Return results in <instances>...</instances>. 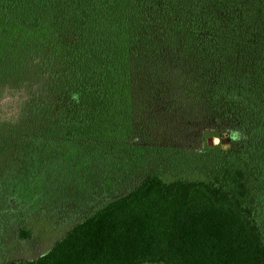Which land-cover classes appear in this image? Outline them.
<instances>
[{
	"label": "trees",
	"instance_id": "1",
	"mask_svg": "<svg viewBox=\"0 0 264 264\" xmlns=\"http://www.w3.org/2000/svg\"><path fill=\"white\" fill-rule=\"evenodd\" d=\"M121 155L184 173L5 264H264V0H0V199L24 158L15 201L54 163L106 178Z\"/></svg>",
	"mask_w": 264,
	"mask_h": 264
},
{
	"label": "rangeland",
	"instance_id": "2",
	"mask_svg": "<svg viewBox=\"0 0 264 264\" xmlns=\"http://www.w3.org/2000/svg\"><path fill=\"white\" fill-rule=\"evenodd\" d=\"M210 138L214 139L210 146L221 142L218 137L209 136L208 141ZM121 156L119 162H123V166L115 165L121 168L112 167V162L106 164L109 174L106 178L102 172L87 168L88 163L83 164L80 170L70 163H54L37 176L33 195L30 198L24 196V201L23 198L15 201L10 192L20 188L18 181L24 182L23 187H27V176L32 168L27 164L25 166L26 158L17 167L15 165L12 172L15 179L12 181L11 178L10 182L8 177L10 187L2 190L0 199V264L12 260H32L46 254L76 223L91 215L100 205L129 192L149 174L175 176L184 173L176 169L171 158H152L135 169L125 166L126 156ZM41 158L37 160L38 167L37 162L35 166L38 172L46 167L39 163ZM21 226L32 230L31 239L17 238Z\"/></svg>",
	"mask_w": 264,
	"mask_h": 264
},
{
	"label": "water",
	"instance_id": "3",
	"mask_svg": "<svg viewBox=\"0 0 264 264\" xmlns=\"http://www.w3.org/2000/svg\"><path fill=\"white\" fill-rule=\"evenodd\" d=\"M218 141H219V140H218ZM223 142H224V143H229V139H225ZM209 143H210V144H213V143H214V139H213V138H210V139H209Z\"/></svg>",
	"mask_w": 264,
	"mask_h": 264
}]
</instances>
